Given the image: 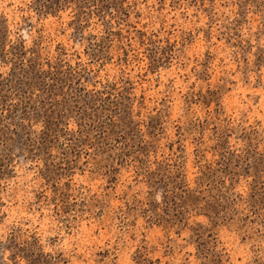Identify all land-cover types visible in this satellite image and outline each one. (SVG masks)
I'll return each mask as SVG.
<instances>
[{"label":"rangeland","instance_id":"obj_1","mask_svg":"<svg viewBox=\"0 0 264 264\" xmlns=\"http://www.w3.org/2000/svg\"><path fill=\"white\" fill-rule=\"evenodd\" d=\"M0 264H264V0H0Z\"/></svg>","mask_w":264,"mask_h":264}]
</instances>
